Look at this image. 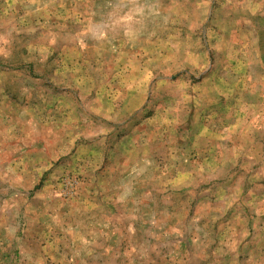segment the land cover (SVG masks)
I'll return each mask as SVG.
<instances>
[{
  "label": "rangeland",
  "instance_id": "rangeland-1",
  "mask_svg": "<svg viewBox=\"0 0 264 264\" xmlns=\"http://www.w3.org/2000/svg\"><path fill=\"white\" fill-rule=\"evenodd\" d=\"M204 9L0 0L1 258L14 242L13 264H29L31 203L84 218L97 172L143 264H264V25ZM207 75L225 81L222 98L191 92ZM157 220L172 234L156 236Z\"/></svg>",
  "mask_w": 264,
  "mask_h": 264
},
{
  "label": "crops",
  "instance_id": "crops-1",
  "mask_svg": "<svg viewBox=\"0 0 264 264\" xmlns=\"http://www.w3.org/2000/svg\"><path fill=\"white\" fill-rule=\"evenodd\" d=\"M173 1L177 2V0ZM194 1L198 2L201 8L203 5L205 6L204 10L206 11V15H251L257 27L264 25V0H186L187 3H194ZM262 54H264V48ZM192 82L190 83L192 85V93H197L198 91L195 90L201 88V91H199L200 94H198L201 97L211 99L213 95L216 96L213 94L214 92H219L217 98H222L220 97L221 93L219 89L221 88L220 85L224 84L225 81H220L218 76H202L201 81ZM195 84L197 86H194ZM209 110L207 111L209 112L208 114L211 112ZM205 131L207 132L206 137L211 138L208 136V130ZM213 143L210 140L209 144ZM200 146L201 150L199 151L202 154H209L208 143L207 145L201 144ZM205 159H207V156ZM102 174L105 176L111 175L109 172ZM97 175V172H95V180L93 181L95 187L90 192V209L87 210L84 218L80 216L73 219V216L65 210L66 206L64 204L59 206L55 216L49 212V209L47 210L45 205L31 203L29 206V264H54V261H56L55 264H143L142 260L144 259L145 253L143 251L140 252L138 249L140 246H143L144 238L141 237V243L139 239H136L138 251H130V245H134L132 244L134 238L130 239L131 234H129V231H135V228L130 224L128 219L121 218L122 220H115V215L110 205L107 204L105 206V203L108 200H112L114 194L117 193H113L115 190H112V185L106 188L102 187L103 184H107L108 180L98 178ZM125 187H128V185L126 184ZM131 188L132 190L129 192L130 197L140 193L133 186ZM177 188L178 191L175 194L180 193L179 195L184 197V183H180ZM127 190H121L123 195L126 194L124 192H127ZM171 190H173L172 184L169 185L167 191ZM192 191L189 193L193 194ZM185 196L188 197V193ZM122 200L118 197L116 203H121ZM191 204L192 206H190L188 212L194 213L197 211L194 208L197 203ZM243 207L242 211H246L248 208L247 205ZM209 210V207L205 206L202 213L206 211L210 212ZM224 211L228 212L227 208ZM227 216L224 215V218L228 219L227 223H231L233 215L230 217ZM196 219L197 221L207 220L204 217L202 219ZM169 223L171 224V222ZM170 224L163 225L161 228L160 226L162 224L159 220L155 221L153 227L156 228L158 226L161 228L160 234L156 236L172 234V226ZM136 226L137 233H140L138 230L140 228L139 223ZM133 228L134 230H132ZM167 228L170 230L169 234L165 232ZM51 233L55 234L53 240H51ZM155 239L161 238L157 237ZM13 243L11 245L7 243L8 253L3 258L0 257V264L3 261L7 264L16 262L13 259V255L9 257V253L16 249ZM4 250L0 247V253ZM156 256V254L151 255L149 259H145V263L149 264V261H153V264H161V256ZM165 260L172 264H177L174 255H165Z\"/></svg>",
  "mask_w": 264,
  "mask_h": 264
}]
</instances>
